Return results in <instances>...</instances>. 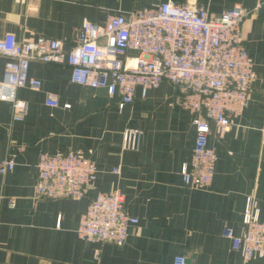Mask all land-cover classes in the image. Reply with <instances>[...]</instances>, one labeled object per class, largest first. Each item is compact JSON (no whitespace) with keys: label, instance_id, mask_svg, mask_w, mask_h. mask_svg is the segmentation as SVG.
Returning <instances> with one entry per match:
<instances>
[{"label":"crops","instance_id":"obj_1","mask_svg":"<svg viewBox=\"0 0 264 264\" xmlns=\"http://www.w3.org/2000/svg\"><path fill=\"white\" fill-rule=\"evenodd\" d=\"M165 1L197 3L213 15L234 4L248 11L240 36L256 77L228 131L220 133L208 120V145L216 152L210 185L182 180L180 167L194 144V113L179 105L176 85L163 80L145 96L138 87L134 100L119 109L118 93L71 82L66 62L33 60L29 73L41 85L18 89L29 105L23 120H15L12 104L0 100V164L8 155L16 160L13 170L0 173V264H172L175 254L192 264H264V255L244 259L222 234L226 225L242 228L248 197L264 220V0H0V37L42 35L67 49L84 21L103 24L110 14L127 16ZM7 60L0 54V81ZM47 92L57 106L45 103ZM126 128L142 130L137 149H122ZM69 149H79L98 167L84 197L37 196L39 154ZM113 189L138 222L129 224L122 244L80 238L76 227L88 202Z\"/></svg>","mask_w":264,"mask_h":264},{"label":"built area","instance_id":"obj_2","mask_svg":"<svg viewBox=\"0 0 264 264\" xmlns=\"http://www.w3.org/2000/svg\"><path fill=\"white\" fill-rule=\"evenodd\" d=\"M247 14L239 4L213 15L197 3L165 1L152 9L129 11L127 16L120 12L110 14L103 24L84 21L75 29L74 42L67 49L58 39L40 35L19 40L9 32L0 37V54L8 57L0 81V100L12 104L15 120H23L29 105L18 98V89L37 90L41 85L29 73L33 60L66 62L71 82L103 88L108 94L118 93L119 109L134 100L138 87L145 96L161 81H170L180 92L179 105L194 113V144L189 162L180 167L182 180L192 186H209L216 152L208 145V120L220 133L228 131L233 117L242 113L256 77L240 36ZM45 103L58 105L54 93H46ZM141 137L139 128L124 129L122 149H137ZM15 166V158L8 155L1 161L0 173ZM36 167L35 193L48 198L81 199L98 172L95 161L79 149L41 152ZM112 171L118 173V168ZM9 203L14 206L15 199L10 198ZM137 222V217L126 212L123 194L113 189L97 193L88 202L76 233L84 239L122 244L129 224ZM222 234L244 259L264 255V220L259 218L250 197L246 199L242 228L235 231L226 225ZM172 264L192 261L175 254Z\"/></svg>","mask_w":264,"mask_h":264}]
</instances>
